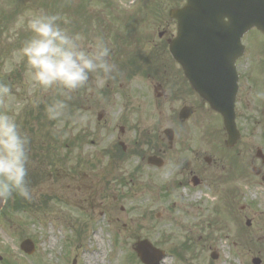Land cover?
<instances>
[{
  "label": "rangeland",
  "instance_id": "374dc122",
  "mask_svg": "<svg viewBox=\"0 0 264 264\" xmlns=\"http://www.w3.org/2000/svg\"><path fill=\"white\" fill-rule=\"evenodd\" d=\"M51 1L55 0H0V83L12 89L7 100L0 101V111L15 116L30 140L27 179L32 192L31 199L18 198L22 201L18 209L10 207L0 213V264H87L100 243L106 252L91 264H141L133 246L143 239L166 251L164 264H251L255 257L264 264V195L259 190L254 196L249 193L255 210L251 229L236 234L219 222L204 227L201 220L211 221L207 218L216 216L211 213L202 218L201 209L191 210L189 203L182 201L178 170L172 165L181 162L179 153L167 155V167L160 172L141 161L147 142H156L155 137L171 124L164 120L169 114L166 111L179 108L175 101H153L151 83L156 75H179V88L184 84L180 67L171 61L168 51L158 62L143 63L150 52L156 53L154 39L159 40L158 34L165 32L159 40L165 44L167 35L174 31L167 7L176 0H90L87 4L82 0H56L53 9L47 7ZM82 5L85 12L97 17L104 12V22L113 36L123 28L117 27V22L131 15L128 19L136 20L141 40L136 63L157 66L142 74L136 71L123 75L122 58L131 60L111 46L109 60L115 65L112 74L106 78L90 74L87 85L72 94L65 116L50 121L45 107L60 98L57 90L43 91L34 85L25 63L14 53L30 35L26 24L32 14H59L67 21L61 26L73 33L82 21L75 17ZM120 9L129 12L121 11L123 17L118 21V14H106ZM79 14L87 22L85 14ZM72 20L80 21L74 24ZM110 20L115 25L109 24ZM100 31L105 33L102 28ZM83 37L87 47L96 36L84 33ZM105 40L109 42L107 36ZM262 40L264 37L252 35L251 51L261 52ZM109 43L116 44L112 40ZM142 82L148 105H142L141 100L125 102L124 92L136 89L140 93V87H136ZM131 109H136V119L130 117ZM103 110L105 115L98 122L97 114ZM252 115L247 112V116ZM137 119L140 123L132 124ZM120 127L125 130L124 136ZM119 140L126 144L124 153L118 147ZM162 188L175 189L179 198L171 200ZM24 239L34 245L31 256L19 250ZM172 252H180L179 258ZM213 254L217 260L211 259Z\"/></svg>",
  "mask_w": 264,
  "mask_h": 264
},
{
  "label": "flooded vegetation",
  "instance_id": "af4514ba",
  "mask_svg": "<svg viewBox=\"0 0 264 264\" xmlns=\"http://www.w3.org/2000/svg\"><path fill=\"white\" fill-rule=\"evenodd\" d=\"M175 33L176 29L165 40L174 38ZM164 35L165 32L159 34V38L162 40ZM251 40L250 36L244 37L243 44L248 50L234 63L237 81L234 125L238 135L234 144H226L228 136L221 114L194 93L180 68L184 79L182 87L179 88V75H171V78L163 74L156 75L151 83L154 104L160 100V104L175 101L179 105L174 111L168 109V117L164 118L170 120L169 126L175 128L172 129L175 139L168 145L166 138L158 134L155 137L157 144L149 142L146 146L149 155L162 157L165 161L170 153H179L181 162L172 165L178 170L177 187L182 188V201H187L191 210L194 207L197 212L201 209L202 218L211 213L216 216L214 219L207 218L211 221L201 220L204 227L219 222L223 228L236 234L240 230L251 229L255 222L254 201L250 199L249 193L254 196L259 190L264 195V99L257 96L258 92H264V46L261 52L251 51ZM156 44L158 56H164V45ZM129 52L138 59L136 45ZM174 63L179 66L177 62ZM145 98L141 100L144 106L148 105ZM247 112L253 115L247 116ZM136 123L140 121L132 122ZM120 132L122 136L125 135V130L121 129ZM248 138L252 140L248 141ZM174 144L176 150L172 148ZM165 147L169 148L168 151ZM164 153L167 155L164 156ZM146 156L141 161H145L143 159ZM153 170L160 171L156 168ZM162 189L171 200L179 198L175 189Z\"/></svg>",
  "mask_w": 264,
  "mask_h": 264
},
{
  "label": "clouds",
  "instance_id": "9594fccd",
  "mask_svg": "<svg viewBox=\"0 0 264 264\" xmlns=\"http://www.w3.org/2000/svg\"><path fill=\"white\" fill-rule=\"evenodd\" d=\"M59 14L43 11L27 20L30 33L14 53L25 63L27 75L43 91L57 90L60 98L47 103L45 114L50 121L60 120L69 107L72 94L85 87L90 74L109 77L115 70L110 63V47L102 36H96L87 47L80 33H72ZM12 94L8 84L0 83V101ZM257 96L264 99V92ZM30 140L23 133L17 118L0 111V202L14 194L31 199L28 182Z\"/></svg>",
  "mask_w": 264,
  "mask_h": 264
},
{
  "label": "water",
  "instance_id": "95a60500",
  "mask_svg": "<svg viewBox=\"0 0 264 264\" xmlns=\"http://www.w3.org/2000/svg\"><path fill=\"white\" fill-rule=\"evenodd\" d=\"M255 2L256 0H245V2L242 4L243 6H241L243 8L240 10V12L238 11L236 13L237 25L239 27L238 28V38H240L242 33L251 29V27H256L258 30L264 32V1L260 0V3H255ZM188 8L189 7H186L185 10ZM185 10L175 12V16L176 17L180 16V12H183ZM226 24L230 25L231 23L229 22ZM235 55L236 54H234L233 49H231L230 53L227 54L226 60L229 65L233 63L234 61L233 59ZM203 92L204 91L202 90L198 91L199 95H201L204 99H208V95H206ZM228 99H229V95L225 96V100H228ZM210 103L212 107H214L215 110L220 111L221 114L222 113L225 114V112L228 113V111H225V107H223L222 103H221L222 106L221 105L219 107L216 106L217 109L215 108V103H213L212 101ZM224 121L227 126L228 133L229 135H231L232 133H231L230 128L234 127L233 115H224ZM1 205H2V202H0V207ZM27 247H30L31 249V243L28 241H24L23 244L21 245V249L28 251ZM135 247H136L135 251H136L137 257L140 259L142 264H158L159 260L162 258L160 252L157 251L154 247H151V245L145 240L142 242H138ZM253 262L254 264H258L259 261L254 260Z\"/></svg>",
  "mask_w": 264,
  "mask_h": 264
},
{
  "label": "bare ground",
  "instance_id": "6f19581e",
  "mask_svg": "<svg viewBox=\"0 0 264 264\" xmlns=\"http://www.w3.org/2000/svg\"><path fill=\"white\" fill-rule=\"evenodd\" d=\"M102 243L99 244V247L97 248L98 250H101V252H94L93 256H89L88 257V261H87V264H91L93 263V261L96 260L97 258V255L103 257V254H105V249H103V247H101ZM166 262V259L162 262V264H164Z\"/></svg>",
  "mask_w": 264,
  "mask_h": 264
}]
</instances>
